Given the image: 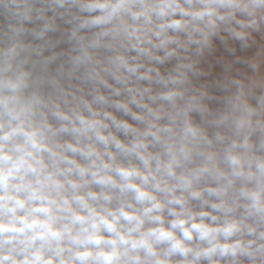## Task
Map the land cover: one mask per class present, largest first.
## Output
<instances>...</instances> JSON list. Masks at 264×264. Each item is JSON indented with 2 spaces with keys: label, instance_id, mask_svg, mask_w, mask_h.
I'll return each instance as SVG.
<instances>
[{
  "label": "clouds",
  "instance_id": "1",
  "mask_svg": "<svg viewBox=\"0 0 264 264\" xmlns=\"http://www.w3.org/2000/svg\"><path fill=\"white\" fill-rule=\"evenodd\" d=\"M0 264H264V0H0Z\"/></svg>",
  "mask_w": 264,
  "mask_h": 264
}]
</instances>
